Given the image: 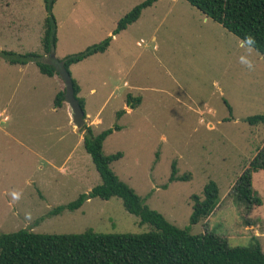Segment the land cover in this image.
I'll use <instances>...</instances> for the list:
<instances>
[{
  "label": "rangeland",
  "instance_id": "obj_1",
  "mask_svg": "<svg viewBox=\"0 0 264 264\" xmlns=\"http://www.w3.org/2000/svg\"><path fill=\"white\" fill-rule=\"evenodd\" d=\"M142 1L56 0L57 43L50 58L41 45L44 1L0 0V49L35 51L54 62L112 36ZM202 14L185 0H158L112 36L104 53L72 65L71 76L86 100L85 124L95 133L120 127L102 150L122 153L111 169L143 204L191 234L214 233L229 246H249L256 237L264 252V171L252 180L259 206L246 212L232 192L264 149V123L246 121L264 114V57L256 51L255 70L249 71L239 62L245 50L238 38L214 21L202 23ZM64 89L58 74L51 78L34 62L10 64L0 56V232L153 230L118 197L89 198L78 209L51 214L101 182L83 146L85 129L73 124L68 103L53 105ZM127 95L140 97V104L132 108ZM172 162L176 175L189 179L170 181ZM210 180L219 188L218 204L206 219L190 224L192 196H201ZM12 191L20 193L18 201ZM25 213L32 214L30 222Z\"/></svg>",
  "mask_w": 264,
  "mask_h": 264
},
{
  "label": "trees",
  "instance_id": "obj_2",
  "mask_svg": "<svg viewBox=\"0 0 264 264\" xmlns=\"http://www.w3.org/2000/svg\"><path fill=\"white\" fill-rule=\"evenodd\" d=\"M46 16L43 22L42 49L46 54L55 50L57 43V22L52 13L56 0H43ZM158 0H143L131 8L117 23L112 36L136 22L142 10ZM214 22L220 24L240 41L245 36L256 40V51L264 57V0H185ZM108 36L98 43L87 46L83 51L66 55L54 62H63V67L71 75L70 67L82 60L104 53L112 40ZM0 56L10 64L34 62L41 74L52 77L58 74L55 66L42 60V54L32 51L17 54L1 50ZM73 94L84 111L85 101L79 96L80 86L71 76ZM64 92L55 94L53 105L62 107ZM128 103L135 108L140 97L127 95ZM123 111L117 114L121 115ZM249 124L264 123V114L248 116ZM83 146L90 155L101 182L88 192L81 193L66 206H58L51 211L57 213L64 208L75 210L89 198L110 199L118 197L124 208L140 217L142 223H149L153 230L141 233L104 234L86 229L80 233H39L29 229L0 232V264H264V252L256 237L249 246H229L226 240L214 233L191 234L188 227L180 228L170 223L161 213L142 203L141 197L111 169V164L122 157L121 152L103 153V142L118 125L95 133L85 125ZM169 180H187L189 176L176 175V165L172 162ZM264 169V149L249 161L237 177L232 192L238 203L249 212L261 204V197L252 186L253 173ZM190 224L206 219L219 201V188L213 180L208 181L202 195L192 196Z\"/></svg>",
  "mask_w": 264,
  "mask_h": 264
},
{
  "label": "water",
  "instance_id": "obj_3",
  "mask_svg": "<svg viewBox=\"0 0 264 264\" xmlns=\"http://www.w3.org/2000/svg\"><path fill=\"white\" fill-rule=\"evenodd\" d=\"M50 58L54 57L53 51L49 54ZM53 64L54 62H47ZM55 64V63H54ZM58 75L63 79L65 84V92L63 101L68 103L72 111V122L78 129H84L86 119L84 118V111L79 105L77 99L73 94L72 84H71V75L63 67V62H60L55 65Z\"/></svg>",
  "mask_w": 264,
  "mask_h": 264
},
{
  "label": "clouds",
  "instance_id": "obj_4",
  "mask_svg": "<svg viewBox=\"0 0 264 264\" xmlns=\"http://www.w3.org/2000/svg\"><path fill=\"white\" fill-rule=\"evenodd\" d=\"M243 45L244 53L239 57V62L244 65L249 71L255 70V61L253 59V54L256 52V40L253 36H245L243 40L240 42ZM13 202L18 201L20 199V193L17 191H12L10 194ZM25 219L27 221L32 220L31 213H25Z\"/></svg>",
  "mask_w": 264,
  "mask_h": 264
},
{
  "label": "crops",
  "instance_id": "obj_5",
  "mask_svg": "<svg viewBox=\"0 0 264 264\" xmlns=\"http://www.w3.org/2000/svg\"><path fill=\"white\" fill-rule=\"evenodd\" d=\"M173 1H176V0H173ZM202 16V23H204V24H212V23H209V22H213V20H211L209 17H207L206 15H204V14H202L201 15ZM239 41H240V39H238ZM241 42V41H240ZM240 44V43H239ZM240 46H241V44H240ZM20 65H22V64H20ZM27 64H24L23 66H26ZM52 78V77H51ZM216 83V82H215ZM79 84V83H78ZM80 86V85H79ZM80 90H81V88H80ZM95 90L92 88L91 90H90V93H93ZM80 93V92H79ZM126 94H130L129 92H127ZM83 98V97H82ZM84 99V101H85V107H86V100H85V98H83ZM85 112H86V116L89 118V114L87 113V111H86V109H85ZM98 118H96L95 119V121L97 120ZM212 125H213V123H212ZM260 149V148H259ZM258 171H264V169H260V170H258ZM257 171V172H258ZM257 172H254L253 173V175L254 174H256Z\"/></svg>",
  "mask_w": 264,
  "mask_h": 264
}]
</instances>
